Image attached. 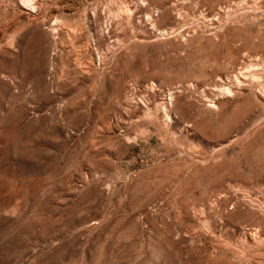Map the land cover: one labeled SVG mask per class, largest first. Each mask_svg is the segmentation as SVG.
Listing matches in <instances>:
<instances>
[{
    "label": "rangeland",
    "instance_id": "1",
    "mask_svg": "<svg viewBox=\"0 0 264 264\" xmlns=\"http://www.w3.org/2000/svg\"><path fill=\"white\" fill-rule=\"evenodd\" d=\"M0 264H264V0H0Z\"/></svg>",
    "mask_w": 264,
    "mask_h": 264
}]
</instances>
